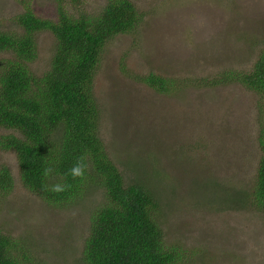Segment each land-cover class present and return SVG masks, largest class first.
<instances>
[{"label":"rangeland","instance_id":"obj_1","mask_svg":"<svg viewBox=\"0 0 264 264\" xmlns=\"http://www.w3.org/2000/svg\"><path fill=\"white\" fill-rule=\"evenodd\" d=\"M133 1L145 16L143 24L108 43L95 79L102 140L126 178L134 176L132 168L145 167L149 176L143 179L173 197L164 222L167 244L181 254L179 264H264L263 212L189 207L196 191L211 198L207 189L217 179L237 186L255 172L256 136L264 125L260 97L238 84L183 91L182 82L180 90L164 95L134 79L152 72L196 84L226 70L249 69L264 46V0ZM29 3L39 16H55L54 0ZM102 4L90 0L87 9L96 11ZM20 6L0 0V20H9L0 30L10 27L11 18L23 11ZM54 45L51 33L40 35L36 75L48 69ZM3 166L12 172L14 188L0 196V225L14 236L24 233L42 261L75 264L89 225L86 203L69 210L48 208L22 185L14 153L0 150ZM156 167L159 176L151 174ZM178 181L190 183L180 189L174 186ZM181 198L190 205L178 206Z\"/></svg>","mask_w":264,"mask_h":264},{"label":"trees","instance_id":"obj_2","mask_svg":"<svg viewBox=\"0 0 264 264\" xmlns=\"http://www.w3.org/2000/svg\"><path fill=\"white\" fill-rule=\"evenodd\" d=\"M15 1L23 11L11 18L9 28L0 30V150L16 155L22 185L48 208L69 210L86 203L82 208L89 213V225L75 264H179L181 254L167 244L164 222L173 197L158 193L151 181L143 179L149 176L145 167L132 168L134 176L126 178L101 137L103 109L95 79L106 46L119 35L136 32L144 14L133 0H103L92 12L87 9L90 0H54L55 16L45 18L29 0ZM7 21L3 18L0 25ZM46 32L54 37L55 51L48 69L38 76L33 69L39 37ZM134 79L164 95L180 90L181 82L183 91L190 86L238 84L260 97V115L264 113V46L249 69L226 70L196 84L179 78L177 83L152 72ZM256 142L259 157L248 180L236 186L217 179L207 189L211 198L196 191L190 198L193 205L181 198L178 206L264 214V125ZM81 156L86 157L85 177L73 179L68 171ZM149 156L154 165L156 154ZM46 167L54 169L49 177L43 174ZM159 173L157 169L151 174ZM56 183L70 187L61 193L46 190ZM188 183L178 181L174 186L183 189ZM13 188V174L3 166L0 196L6 197ZM34 250L24 233L14 236L0 225V264H48Z\"/></svg>","mask_w":264,"mask_h":264},{"label":"clouds","instance_id":"obj_3","mask_svg":"<svg viewBox=\"0 0 264 264\" xmlns=\"http://www.w3.org/2000/svg\"><path fill=\"white\" fill-rule=\"evenodd\" d=\"M86 157L81 156L78 158L77 162L69 169L68 175H70L73 179H83L85 177V172L87 169V165L85 164ZM54 172V169L52 167H46L44 169V176L49 177ZM46 190H50L54 193H61L64 191H67L70 185L56 183L51 185L50 188L48 186H45Z\"/></svg>","mask_w":264,"mask_h":264}]
</instances>
